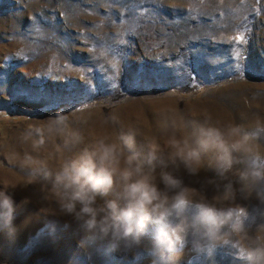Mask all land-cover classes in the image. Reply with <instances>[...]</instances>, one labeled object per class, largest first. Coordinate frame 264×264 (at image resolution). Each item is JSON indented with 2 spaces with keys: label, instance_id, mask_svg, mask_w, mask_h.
<instances>
[{
  "label": "rangeland",
  "instance_id": "374dc122",
  "mask_svg": "<svg viewBox=\"0 0 264 264\" xmlns=\"http://www.w3.org/2000/svg\"><path fill=\"white\" fill-rule=\"evenodd\" d=\"M57 114L84 136L67 155L100 135L133 131L141 153L154 141L167 161L169 115L178 124L211 115L213 123L254 131V119H264V0H0V190L18 185L8 193L18 204L30 201L15 220L27 217V226L14 239L0 232V264H165L174 256L175 264H242L231 243L196 249L191 230L183 242L161 246L152 225L117 251L86 235L60 213L49 185L28 184L26 170L10 163L28 147L21 139L28 125ZM113 115L117 122L105 123ZM256 143L264 151V134ZM244 166L222 177L206 157L197 175L182 165L164 170L210 201L231 182L236 197L219 206L246 208L249 235H264V202L239 191Z\"/></svg>",
  "mask_w": 264,
  "mask_h": 264
},
{
  "label": "clouds",
  "instance_id": "9594fccd",
  "mask_svg": "<svg viewBox=\"0 0 264 264\" xmlns=\"http://www.w3.org/2000/svg\"><path fill=\"white\" fill-rule=\"evenodd\" d=\"M117 120L113 115L105 123ZM164 127L173 130L167 141V161L161 159V147L154 141L149 142L146 155L141 153L133 131L115 138L100 135L74 155H67L84 143V136L72 126L68 116L57 114L46 123L28 125L21 138L28 147L22 153H13L10 163L26 170L28 184L49 185L60 213L72 216L86 235L104 241L112 251L119 250L125 242L139 243L156 225L158 245L181 243L191 230L198 234L193 240V247L198 250L231 243L242 264H264V235H249L248 210L219 206L221 201L235 199L237 189L231 182L210 201L185 185L181 177L164 170L169 165H182L189 175H197L208 157L223 177L243 163L245 166L236 173L239 191L245 199L255 193L264 202V165L260 164L264 151L256 143L264 134V119L255 118L254 131H248L236 123H213L211 115L191 122L181 117L179 124L174 115H169L164 118ZM185 129L189 130L187 135H175ZM50 144L52 150L48 151ZM52 160L56 161L55 167L51 166ZM158 166L161 171L157 178ZM17 186L5 184L0 190V232L9 239L27 226V217L19 225L15 223L30 202L25 198L16 203L7 189ZM44 198H48L47 193ZM193 206L189 217L187 212ZM261 228L264 230V226ZM178 258L169 257L165 264H175Z\"/></svg>",
  "mask_w": 264,
  "mask_h": 264
}]
</instances>
